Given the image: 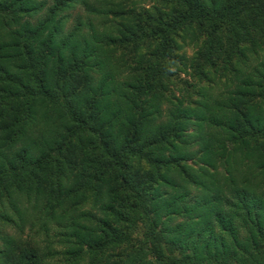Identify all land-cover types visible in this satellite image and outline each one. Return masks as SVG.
Masks as SVG:
<instances>
[{"label": "trees", "instance_id": "1", "mask_svg": "<svg viewBox=\"0 0 264 264\" xmlns=\"http://www.w3.org/2000/svg\"><path fill=\"white\" fill-rule=\"evenodd\" d=\"M0 264H264V0H0Z\"/></svg>", "mask_w": 264, "mask_h": 264}]
</instances>
